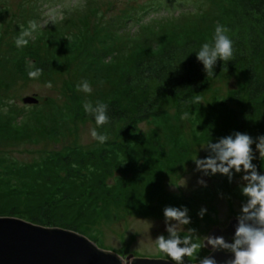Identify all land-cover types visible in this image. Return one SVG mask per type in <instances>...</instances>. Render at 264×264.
<instances>
[{
    "label": "rangeland",
    "instance_id": "1",
    "mask_svg": "<svg viewBox=\"0 0 264 264\" xmlns=\"http://www.w3.org/2000/svg\"><path fill=\"white\" fill-rule=\"evenodd\" d=\"M225 2L0 0V216L33 222L30 217L49 205L57 227L76 225L124 259L130 254L169 259L155 245L159 235L168 236L166 206L188 209L191 223L183 226L181 237L189 228L206 236L212 227H224L237 217L247 199L241 193L244 173L234 172L231 181L219 173L204 175L192 159L209 155L202 148L209 139L215 143L245 133L254 141L252 163L264 175V156L256 149V138L264 136V104L244 127L236 117L245 108L234 97L245 81L241 68L214 70L199 105L163 98L168 117L140 124L149 138L133 133L117 139L89 121L83 108L86 102L123 97L119 79L136 47H158L164 33L183 36L189 29L211 42ZM29 21L37 29L26 46L17 47L15 38ZM97 28L99 35L94 34ZM102 32L108 34L105 42L100 41ZM61 38L68 44L59 51V65L29 78L26 61L51 58ZM113 41L98 65L78 55L82 46L98 48ZM259 67L264 74V60ZM84 81L91 93L77 89ZM71 87L79 100L76 113L69 101ZM26 95L38 102L23 103ZM186 111L189 118L181 119ZM93 128L107 134L105 143L92 138ZM108 169L114 170L107 175ZM201 252L205 257L210 251L203 247Z\"/></svg>",
    "mask_w": 264,
    "mask_h": 264
},
{
    "label": "trees",
    "instance_id": "2",
    "mask_svg": "<svg viewBox=\"0 0 264 264\" xmlns=\"http://www.w3.org/2000/svg\"><path fill=\"white\" fill-rule=\"evenodd\" d=\"M225 1L221 6L219 19L220 23L229 29L228 35L233 42V58L228 62L218 59L213 71L226 69L233 72L241 68L243 73L245 72L244 85L234 92L235 100L245 106L242 111H236L238 126L244 127L259 113L264 104V74L259 67L261 60H264V0ZM98 33L100 34V31L97 28L94 34L99 35ZM102 33L100 41L105 42L108 34ZM177 35L172 31L166 32L161 36L158 47L141 45L129 54L130 58L127 60L131 65L121 73L119 79V89L123 96L121 99L125 102L118 97L101 102L108 105L109 123L100 126V129L114 133L117 139L128 138L133 133L149 138L148 133L140 131V124L144 121L159 122L168 117L167 111L161 104L163 98L174 99L179 104L189 107L193 104L191 101L196 95L201 96L208 77L202 63L196 59V52L201 47L199 42L206 37L190 29L183 36ZM213 35L209 36L211 41ZM113 38L115 36H112ZM205 42H208L207 39H204ZM65 44H68L67 40L59 39L54 46L57 50L52 57L36 58L35 66L42 68V73L52 72L54 66L59 65L61 59L58 56L59 51ZM112 46L114 41L112 44L102 43L98 48L82 46L78 55L80 58H85L87 55L89 58L86 57V61L93 60L92 62L98 65L103 62L105 53L112 49ZM71 91L69 101L74 108L73 113H76L79 100L73 93L72 87ZM84 114L89 121L96 124L94 116L86 112ZM128 145L127 150L133 151L132 145ZM113 170L108 169L105 173L109 175L108 173ZM30 218L43 226L57 225V221L50 214L49 205L43 206L38 214ZM66 228L78 231L98 242L94 236L86 234L76 225H67ZM202 257L200 250L197 258L185 257L184 262L194 263Z\"/></svg>",
    "mask_w": 264,
    "mask_h": 264
},
{
    "label": "clouds",
    "instance_id": "3",
    "mask_svg": "<svg viewBox=\"0 0 264 264\" xmlns=\"http://www.w3.org/2000/svg\"><path fill=\"white\" fill-rule=\"evenodd\" d=\"M36 29V22L29 21L28 27L22 29L20 35L15 38L16 46H26L27 37H30ZM228 31L229 29L223 24H217L212 41L202 44L196 52V59L202 63L207 77L213 76V68L218 59L228 62L233 58V42ZM26 70L29 78L32 79L39 78L43 72V69L36 67L32 61H26ZM46 86L50 88L52 85L49 82ZM77 89L85 93L92 91L87 81L77 85ZM191 103H200V96L196 95ZM83 108L86 113L94 116L97 127L109 123L107 104L97 102L93 105L91 102H86ZM188 118L189 112L186 111L181 119ZM90 134L101 144L108 139L106 133H100L96 128L91 129ZM253 143V138L248 134L234 132L218 139L215 143L209 139L202 146L209 155L203 159H192L196 170L203 172L204 175L219 173L226 175L231 181L234 172H243L241 193L247 199L242 203L240 213L236 217L237 225L231 242H226L222 236H199L194 228H189L181 237L183 226L191 223L188 209L166 206L163 209V215L168 236L166 238L164 235H159L155 245L174 264H184L185 257L197 258L201 248L207 246H211L214 252L224 250L233 254V258L227 259L224 264H264V175L258 173L256 166L252 163ZM256 149L260 156H264V136L256 138ZM198 183L205 185L203 180H199ZM205 212L206 209L202 208L198 215L202 218ZM173 221L175 223H172ZM199 264H217V261L212 256H205L199 258Z\"/></svg>",
    "mask_w": 264,
    "mask_h": 264
},
{
    "label": "water",
    "instance_id": "4",
    "mask_svg": "<svg viewBox=\"0 0 264 264\" xmlns=\"http://www.w3.org/2000/svg\"><path fill=\"white\" fill-rule=\"evenodd\" d=\"M23 103L35 104L36 96L26 95ZM237 225L236 216L224 227L214 226L207 235L222 236L230 242ZM217 264L233 254L205 247ZM0 264H174L163 257L133 256L125 259L115 251L102 248L86 235L67 228L43 226L14 216H0ZM189 264H199V261Z\"/></svg>",
    "mask_w": 264,
    "mask_h": 264
}]
</instances>
